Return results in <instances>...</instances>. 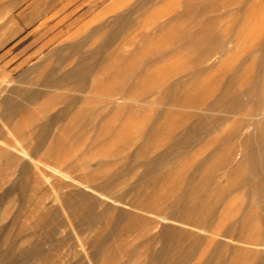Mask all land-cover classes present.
Returning a JSON list of instances; mask_svg holds the SVG:
<instances>
[{"label":"rangeland","instance_id":"1","mask_svg":"<svg viewBox=\"0 0 264 264\" xmlns=\"http://www.w3.org/2000/svg\"><path fill=\"white\" fill-rule=\"evenodd\" d=\"M263 36L264 0H0V264H256L258 114L209 107Z\"/></svg>","mask_w":264,"mask_h":264},{"label":"bare ground","instance_id":"2","mask_svg":"<svg viewBox=\"0 0 264 264\" xmlns=\"http://www.w3.org/2000/svg\"><path fill=\"white\" fill-rule=\"evenodd\" d=\"M254 50L255 52H258L256 61L262 64L264 62V36L258 42V46L257 48L255 47ZM51 77H53V75ZM51 77L48 78V80L50 79L51 81L53 79V78L51 79ZM58 79L60 78L56 77V80ZM256 79L257 78H255L254 80L256 81ZM257 82L251 83L250 85L247 86L242 85L241 86L242 89L236 92L234 91L230 93L227 89H225V91H223L220 95L216 97V99H214L209 109L212 108L211 106L219 107L222 104H225V107L223 108L224 111L228 113H234L238 108L242 107L245 104L244 97H246L247 99H249L248 102L251 103L253 109H255L254 111H257L256 114H258V116L257 115L254 116H257L258 118L255 117L256 119L252 123H249L250 125H253V131L244 135L240 143L242 144L243 147V154L245 156V160L244 162L242 160L237 161L235 167L232 168L230 172L231 173L233 172L235 175L241 177L240 180L235 184L241 185V184L251 183L252 185H254L253 187L257 193L256 197L258 198L257 204L260 207L258 214L256 213V218L260 222V225L257 230L258 232L264 233V84H259V82L258 83ZM197 118L199 119V121L202 120L201 117H197ZM212 121H209L208 119L207 123L212 124ZM231 133L232 132H229V134ZM194 173L195 172H193V174ZM191 184L192 186L190 189L193 191H197L200 187V184L195 181ZM222 190L224 193H228L231 190V186L226 187ZM177 200H179V198H177ZM177 200L175 201V203L172 204L173 206L176 207L181 206L179 205L180 203ZM191 205L192 207H195L196 206L195 201L192 200ZM261 210H263V212ZM174 215L175 214L173 213H168L166 216L169 218H173L176 217ZM176 215L180 216L179 214ZM211 215H212L211 210H209L208 216ZM244 225H245V219L244 216L241 215V217L237 218L229 226L231 228L239 229L244 227ZM170 230L171 231L177 230L175 223L164 220L160 230L161 234ZM176 234H178V232ZM165 256H166L165 253L160 252L156 257H154L155 263L165 264L164 262ZM256 264H264V249L259 250Z\"/></svg>","mask_w":264,"mask_h":264},{"label":"crops","instance_id":"3","mask_svg":"<svg viewBox=\"0 0 264 264\" xmlns=\"http://www.w3.org/2000/svg\"><path fill=\"white\" fill-rule=\"evenodd\" d=\"M53 52H55V51H53Z\"/></svg>","mask_w":264,"mask_h":264}]
</instances>
